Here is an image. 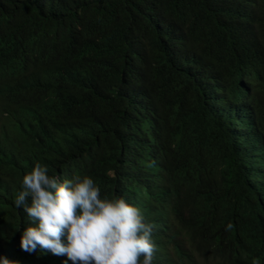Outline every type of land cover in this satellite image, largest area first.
I'll return each mask as SVG.
<instances>
[{
	"label": "trees",
	"instance_id": "trees-1",
	"mask_svg": "<svg viewBox=\"0 0 264 264\" xmlns=\"http://www.w3.org/2000/svg\"><path fill=\"white\" fill-rule=\"evenodd\" d=\"M36 163L138 206L152 264H264V0H0V258L72 264L20 246Z\"/></svg>",
	"mask_w": 264,
	"mask_h": 264
},
{
	"label": "clouds",
	"instance_id": "clouds-1",
	"mask_svg": "<svg viewBox=\"0 0 264 264\" xmlns=\"http://www.w3.org/2000/svg\"><path fill=\"white\" fill-rule=\"evenodd\" d=\"M22 187L14 203L35 225L23 231L22 250L67 256L72 264H152L153 225L125 198L102 197L91 176L61 179L36 163ZM231 229L229 224L226 231ZM0 264L12 262L4 257ZM252 264H260L259 259Z\"/></svg>",
	"mask_w": 264,
	"mask_h": 264
}]
</instances>
